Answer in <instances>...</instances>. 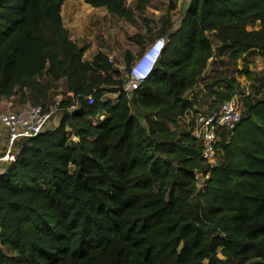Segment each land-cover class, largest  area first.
<instances>
[{
  "label": "trees",
  "instance_id": "1",
  "mask_svg": "<svg viewBox=\"0 0 264 264\" xmlns=\"http://www.w3.org/2000/svg\"><path fill=\"white\" fill-rule=\"evenodd\" d=\"M65 1L0 0V100L48 109L59 84L66 93L58 123L18 140L0 167V264H264V69L252 94L241 90L243 118L222 133L217 164L201 157L196 116L240 85L216 69L202 102L188 98L210 59H264V0H190L132 92L103 51L85 58ZM85 2L134 18L127 0ZM135 59L125 51L129 73Z\"/></svg>",
  "mask_w": 264,
  "mask_h": 264
},
{
  "label": "rangeland",
  "instance_id": "2",
  "mask_svg": "<svg viewBox=\"0 0 264 264\" xmlns=\"http://www.w3.org/2000/svg\"><path fill=\"white\" fill-rule=\"evenodd\" d=\"M171 3L172 0H150L145 9L141 10V2L138 0H127L128 7L134 12L133 20L129 21L111 15L105 8L92 7L87 4L85 0H66L63 5L62 15L64 25L68 29L70 37L80 46H88L85 52V58L87 60H92L99 51H103L114 63V68L121 73L120 78L127 82L129 72L126 70L124 61L125 51L131 50L135 58H137L148 46L152 45L155 40L164 37L157 35L164 24H167L171 20L173 27L178 28L190 0H179L175 8L172 7ZM149 28L152 29L151 32H148ZM139 34L146 36L143 46H140V44L136 42L135 38ZM148 35L152 36L153 39ZM219 45V41L214 42L215 48ZM215 60L216 59H210V65L204 73L206 80L200 81L195 89L190 90L188 92V98L202 102L204 94L208 91L207 83L212 84L218 78V76L216 77L214 75L217 69L223 71L226 77H234L236 79L240 87L234 91L233 97L239 99L241 107L243 108L244 93H246V95L253 93L254 89L252 84L254 78L260 76L263 72L264 59L258 54L249 61H245L242 57L238 58L236 62L229 57H225L224 61L219 63H216ZM247 70H249L251 76H248ZM221 87L222 89L224 88V86ZM241 90L245 92L242 94ZM118 95L119 94L108 92L104 95V98L115 101ZM65 97L64 85L59 84L56 90H53L51 101L47 105L49 108L56 106L59 101ZM3 101L4 100H0V114L5 109ZM204 109H206V107H204ZM203 111L205 112V110ZM54 116L55 118L52 124L58 123V118H56L58 115L56 114ZM188 119L189 118L186 120ZM226 131L227 130L220 129V136ZM7 150L8 135L0 120V167L8 161L1 160V158L6 155ZM16 150L17 145L12 152L15 154ZM217 163H219L218 158L213 161L212 164L214 165ZM198 179L200 183H204L207 180V176L205 177L200 173Z\"/></svg>",
  "mask_w": 264,
  "mask_h": 264
},
{
  "label": "built area",
  "instance_id": "3",
  "mask_svg": "<svg viewBox=\"0 0 264 264\" xmlns=\"http://www.w3.org/2000/svg\"><path fill=\"white\" fill-rule=\"evenodd\" d=\"M166 44V38H158L135 59L128 81L124 84V91L136 90L150 77ZM88 100L90 104H93V95H89ZM58 104L48 109L38 104L14 110V103L9 101L0 114L1 123L8 135V150L1 160H8L9 163L15 161L16 155L12 151L16 148L18 140L35 137L50 126L55 113L59 111ZM76 108L77 104L71 107L72 110ZM241 108L239 99L232 97L224 101L217 111L207 114L199 113L196 116L194 136L202 142L203 160L210 163L217 160L221 141L219 130H235L243 118Z\"/></svg>",
  "mask_w": 264,
  "mask_h": 264
},
{
  "label": "crops",
  "instance_id": "4",
  "mask_svg": "<svg viewBox=\"0 0 264 264\" xmlns=\"http://www.w3.org/2000/svg\"><path fill=\"white\" fill-rule=\"evenodd\" d=\"M1 103H2V102H1ZM4 104L6 105V101L3 102V105H4ZM3 111H4V110H3ZM3 111H2V112H3ZM58 120H59V119H58Z\"/></svg>",
  "mask_w": 264,
  "mask_h": 264
}]
</instances>
